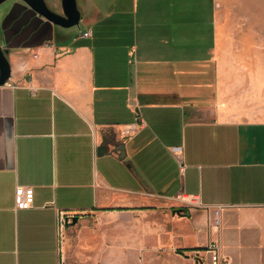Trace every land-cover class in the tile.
Listing matches in <instances>:
<instances>
[{
	"label": "crops",
	"instance_id": "1",
	"mask_svg": "<svg viewBox=\"0 0 264 264\" xmlns=\"http://www.w3.org/2000/svg\"><path fill=\"white\" fill-rule=\"evenodd\" d=\"M87 1L77 41L0 10V264H264V64L215 0Z\"/></svg>",
	"mask_w": 264,
	"mask_h": 264
},
{
	"label": "rangeland",
	"instance_id": "2",
	"mask_svg": "<svg viewBox=\"0 0 264 264\" xmlns=\"http://www.w3.org/2000/svg\"><path fill=\"white\" fill-rule=\"evenodd\" d=\"M215 1L218 10V53L222 61L225 64H264V0ZM9 2L2 4L0 10ZM87 2L77 0L81 17ZM46 3L53 8L52 0H46ZM86 26L82 18L78 27L59 31L72 38Z\"/></svg>",
	"mask_w": 264,
	"mask_h": 264
},
{
	"label": "water",
	"instance_id": "3",
	"mask_svg": "<svg viewBox=\"0 0 264 264\" xmlns=\"http://www.w3.org/2000/svg\"><path fill=\"white\" fill-rule=\"evenodd\" d=\"M7 1H14L15 7H20L26 13V24L34 20L45 25L67 30L78 27L81 13L77 8V0H52L51 9L46 0H0V6ZM9 49L4 48L0 39V86H4L11 77V67L8 60ZM76 222L73 218V223Z\"/></svg>",
	"mask_w": 264,
	"mask_h": 264
},
{
	"label": "built area",
	"instance_id": "4",
	"mask_svg": "<svg viewBox=\"0 0 264 264\" xmlns=\"http://www.w3.org/2000/svg\"><path fill=\"white\" fill-rule=\"evenodd\" d=\"M90 34H91L90 31L79 32V34L73 38V41L89 38ZM181 200L183 203L187 205H195L197 199L192 196H182ZM33 202H34V191L31 187L16 188L14 194V203L17 210H28L32 207ZM215 224L218 225L219 221L216 220ZM212 248L215 247L212 246ZM212 261L213 264L218 263V256L216 254L212 256Z\"/></svg>",
	"mask_w": 264,
	"mask_h": 264
},
{
	"label": "flooded vegetation",
	"instance_id": "5",
	"mask_svg": "<svg viewBox=\"0 0 264 264\" xmlns=\"http://www.w3.org/2000/svg\"><path fill=\"white\" fill-rule=\"evenodd\" d=\"M51 9H52V8H51ZM23 20H24V19H22V20H20L19 22L15 23L14 26H13V28H11L10 30H14V29H16V27H17L18 25H20V24L22 25V24H23ZM32 25H34V23H32ZM30 27H31V26H30Z\"/></svg>",
	"mask_w": 264,
	"mask_h": 264
}]
</instances>
